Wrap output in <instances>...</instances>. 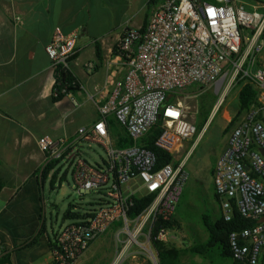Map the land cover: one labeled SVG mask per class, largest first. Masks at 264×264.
Returning <instances> with one entry per match:
<instances>
[{"label":"built area","instance_id":"1","mask_svg":"<svg viewBox=\"0 0 264 264\" xmlns=\"http://www.w3.org/2000/svg\"><path fill=\"white\" fill-rule=\"evenodd\" d=\"M263 10V11H260ZM79 31L55 29L45 47L49 68L70 71ZM125 64L123 78L113 81L98 120L80 128L77 141L97 144L102 162L91 164L80 156L69 159L73 183L80 194H99L94 209L63 223L55 234L48 264H73L89 245L113 231L114 255L109 264H159L155 243L168 244L166 226L190 179L183 144L197 135L180 100L184 92L214 87L228 78L246 79L256 91V103L239 117L227 144L213 166L212 183L222 217L230 221L233 204L243 218L256 224L229 235L235 264H262L264 258V6L247 10L237 0H161L149 14L144 30L125 29L116 45ZM89 65L88 70L92 71ZM63 94L74 102L71 92ZM109 119L127 134L132 145L118 148ZM161 121L155 146L173 161L157 167L155 152L141 140ZM45 165L63 160L64 140H38ZM60 161V162H61ZM245 166L248 169H245ZM151 202L139 215L129 216L136 200ZM215 247L213 257L221 258Z\"/></svg>","mask_w":264,"mask_h":264},{"label":"crops","instance_id":"2","mask_svg":"<svg viewBox=\"0 0 264 264\" xmlns=\"http://www.w3.org/2000/svg\"><path fill=\"white\" fill-rule=\"evenodd\" d=\"M160 1L0 0V257L8 253L12 264L50 262L55 234L66 221L56 229L51 222L49 231L39 212L46 178L38 177L45 166V154L39 149L38 140L43 136L64 140L63 160L52 170L57 171V176L65 166L70 168L69 159L81 156L84 142L76 140L78 130L98 120L97 107L106 100L113 81L123 78L126 72L116 52L121 34L125 29L142 30ZM55 29L63 34L79 31L70 67L79 86V90L71 92L74 102L65 95L59 101L52 100L55 83L45 47ZM263 60L264 52L256 68ZM89 65L93 66L92 71L88 70ZM116 131L122 133L119 127ZM111 136L115 142L116 135ZM226 144L227 137L220 143L216 160ZM211 187L213 194V183ZM214 200L215 213L222 216L220 203ZM33 201L39 203V208L36 206L33 211L31 225L26 222L25 208ZM77 211L80 210L75 208ZM173 217L176 221V210ZM99 239V247L89 255ZM113 241V231L109 230L73 264H93L95 258L101 260L100 264H109L114 255ZM103 253L104 261L99 256ZM219 261L235 264L224 258ZM186 264L206 263L196 255Z\"/></svg>","mask_w":264,"mask_h":264},{"label":"rangeland","instance_id":"3","mask_svg":"<svg viewBox=\"0 0 264 264\" xmlns=\"http://www.w3.org/2000/svg\"><path fill=\"white\" fill-rule=\"evenodd\" d=\"M246 6L247 10H253V7L264 6V0H237ZM263 11V10H260ZM240 76V74H238ZM238 76L234 79L228 78L222 84L219 91L214 87L205 90L193 89L184 92L180 100L187 108V118L196 125V128L203 119V112L209 111L207 123L203 126L197 135L186 142L180 154H174V160L180 158L194 145L188 153L186 167L190 173V180L184 189L180 201L176 208V222L170 229L171 241L167 244L169 247L183 248L203 242L206 239V232L201 224V215L209 214L213 219L217 217L215 213L216 202L212 194V176L211 167L215 162V155L224 142L228 133H224V128L228 125L231 118L236 113L237 93L239 90ZM81 156L91 164L101 163L105 159V152L97 144L84 143L82 146ZM67 170L66 176L59 183L63 172ZM62 173L53 179V173H49L45 180V186L41 195L42 204L39 210L40 214L46 220V226L50 231V225L56 229L62 222V217L70 204L75 205L80 211L94 209L92 206L99 194H80L73 183L71 168L65 166ZM33 181L29 184L32 185ZM29 187V186H28ZM92 204V205H91ZM44 205V206H43ZM39 208V203L33 201L30 206L25 208L29 224L34 221V209ZM67 220L65 223H67ZM15 225V224H14ZM100 239L94 244L93 250L89 255L94 253V248L99 247ZM114 242V241H113ZM114 247V244H113ZM108 248L104 251L107 252ZM104 255V256H102ZM105 257V253L100 254ZM190 256L183 258L182 264L190 259ZM199 258H201L199 256ZM202 259V258H201ZM103 258L102 261H104ZM212 261H205L206 264H219L221 261L212 257ZM101 260L95 258L93 264H100Z\"/></svg>","mask_w":264,"mask_h":264},{"label":"trees","instance_id":"4","mask_svg":"<svg viewBox=\"0 0 264 264\" xmlns=\"http://www.w3.org/2000/svg\"><path fill=\"white\" fill-rule=\"evenodd\" d=\"M146 26V25H145ZM145 26L142 30L145 29ZM97 49V55L99 56V49ZM56 83L54 84L53 89V101H59L64 97L63 90L67 92H74L79 90V86L74 79L73 75L70 71L58 68L56 73ZM238 85L239 90L237 93V107L236 113L229 121L228 125L224 128L223 132L228 133L230 129L235 125L236 121L239 119L241 115H243L252 105L256 103V91L252 84H250L246 79H240L238 76ZM203 119L201 123L198 125L197 132H200L203 126L207 123L209 118V111L205 110L203 112ZM110 131L111 134L116 135L115 145L118 148H125L132 145L131 140L127 136L125 132L118 134L116 128L119 126L114 120H110ZM120 129V128H119ZM116 131V133H115ZM162 133L161 121L157 123L148 134L142 138L141 144L152 149L157 157V167H162L173 161V157L165 152L164 150L155 146L156 140ZM61 160H53L46 164L40 172L38 177L41 179H45L50 172L60 163ZM53 179L57 177V171L53 173ZM213 174V170H211V175ZM66 176V173H63V176L59 179V183L61 184V180ZM3 189V182L0 178V192ZM214 198L219 202V199L215 193H213ZM151 198L145 197L141 200H136L133 208L129 212V216H137L139 215L147 206L150 204ZM93 204V205H92ZM94 206L96 203H92ZM76 207L74 205H69L65 213L63 214L62 221L67 220H75L80 219V211L74 212ZM175 218L166 224V226L171 229L175 224ZM201 224L206 232V239L198 244H194L192 246H186L183 248H175L169 247L167 244L163 243H155L154 246L158 252V260L159 264H181L182 260L186 256H200L203 260L211 262L213 257V250L215 247L221 248V258H224L228 261H232L231 253H230V244H229V235L234 232H241L244 229H248L253 227L256 224L255 220L243 218L238 212L237 208L233 204L232 207V216L230 221H225L222 216H219L213 219L209 214L203 213L201 215ZM0 264H12L10 260V255L8 253H4L0 257ZM264 264V258L262 261Z\"/></svg>","mask_w":264,"mask_h":264},{"label":"water","instance_id":"5","mask_svg":"<svg viewBox=\"0 0 264 264\" xmlns=\"http://www.w3.org/2000/svg\"><path fill=\"white\" fill-rule=\"evenodd\" d=\"M260 152L264 155V151H263V150H260ZM245 169L247 170L248 167L245 166ZM258 222H264V217H263V218H260V219L258 220Z\"/></svg>","mask_w":264,"mask_h":264}]
</instances>
